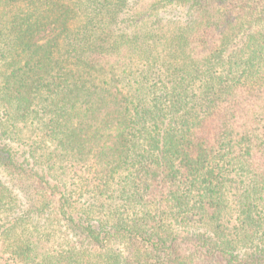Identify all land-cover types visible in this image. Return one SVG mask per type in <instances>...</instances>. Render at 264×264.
<instances>
[{"label":"trees","instance_id":"1","mask_svg":"<svg viewBox=\"0 0 264 264\" xmlns=\"http://www.w3.org/2000/svg\"><path fill=\"white\" fill-rule=\"evenodd\" d=\"M0 264H264V0H0Z\"/></svg>","mask_w":264,"mask_h":264}]
</instances>
